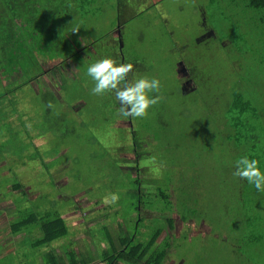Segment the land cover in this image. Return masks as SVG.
<instances>
[{
	"label": "rangeland",
	"instance_id": "obj_1",
	"mask_svg": "<svg viewBox=\"0 0 264 264\" xmlns=\"http://www.w3.org/2000/svg\"><path fill=\"white\" fill-rule=\"evenodd\" d=\"M243 1L95 0L94 7L101 12L98 22L93 18L86 21L85 37L94 31L89 38L96 33L107 36L103 42L116 44L115 38L120 36L121 56L126 61L136 60L127 61L133 64L135 75L139 70L138 78L155 77L161 82L160 102L148 110L146 117L131 120L138 141L134 147L117 146L118 135L101 129L100 122L105 117L114 120L115 114L90 113L89 106H82L88 99L100 98L91 94L93 82L85 78L84 83L72 80L62 91L63 79L52 75V64L42 63L38 81L14 95L20 99L17 110L22 112V124L13 115L15 108L4 104L13 94L0 98V144L5 149L0 153V264L43 263L46 250L35 252L30 244L38 237L37 230L27 240L11 237L8 231L18 210L38 199H42L38 203L41 213L56 211L67 227L68 236L52 244L58 255H62L63 248H73L76 258H82L85 264H105L98 256L108 246L106 231L112 233L118 246L126 230L133 235L136 226L134 236L140 242L159 229L149 251L165 236L170 238L174 250H169L163 264H231L234 256L228 241L230 231L221 222L229 214L228 202L222 200L230 191L219 192L224 189L223 168L231 161L222 138L228 117L214 108L220 105L221 96L231 98L237 91L245 93L264 62V27L260 23L264 13L252 12ZM82 41L90 48L89 41ZM70 65L71 71L62 72L64 78L74 72L75 67ZM248 66L256 69L250 68L247 74ZM131 74L129 79L136 78ZM72 85L86 100L78 98L82 101L72 104L63 100L66 93L73 92ZM44 89L52 90L60 99L52 103L55 110L49 108L48 115L44 110L49 99L46 102L41 93H34ZM256 92H261L260 96L264 93L260 88ZM93 117L95 120H91ZM11 122L12 135L11 125L4 126ZM114 126L129 128L125 121ZM216 135H221L219 150L213 141L208 149L204 148L206 137ZM22 143L29 144L27 150L21 157L14 156L13 151L21 150ZM212 144L214 150L210 152ZM33 148L39 150L43 163L50 162V170L39 158L29 159ZM138 163L142 165L139 169ZM135 176L141 180L142 201L149 203L143 205L145 209L156 204L154 195L160 187L168 195L171 210L163 215L142 209L140 219L136 213L129 214L135 212L131 209L136 202L132 196ZM14 179L21 190L14 188ZM232 182L228 177V189L234 187ZM21 192H26V200L18 204L15 200ZM235 192L239 194L237 189ZM112 193L119 194L115 205L105 202ZM186 194L195 198L205 217L181 218L180 201ZM188 204L192 205L191 201ZM166 216L172 219V227Z\"/></svg>",
	"mask_w": 264,
	"mask_h": 264
},
{
	"label": "trees",
	"instance_id": "obj_2",
	"mask_svg": "<svg viewBox=\"0 0 264 264\" xmlns=\"http://www.w3.org/2000/svg\"><path fill=\"white\" fill-rule=\"evenodd\" d=\"M243 2H246L244 5L252 12L264 13V0H244ZM94 4L95 0H0V89H7V91L2 89L0 98L13 94V98L8 102L5 101L4 104L9 109L15 108L13 110L15 114L11 113V110L9 111L19 119L20 124H22V112L17 110L20 99L17 100L14 95L21 93L26 87L33 86L35 81H38L39 74L43 71L42 63L52 64L50 72L52 75H59L61 80L63 79L60 87L62 91H65L68 87L67 83L72 80L82 83H84V78L91 80L87 76L86 71L87 67L94 63L96 59L110 55V57L122 62H127L128 60L136 61L128 58L126 61L121 56L120 51L122 48L118 46L120 36L115 38L116 44H114L115 42L113 44L103 42V38L107 36H96V33L92 38H89L94 31H90L89 34L87 33L88 37H85L86 21L88 20L89 22L93 18L98 22V14L101 12V9L99 7L95 8ZM260 21L264 27V18ZM77 28H79V31L73 32ZM262 34H264V28ZM83 39L91 43L90 48L87 45H83ZM262 43L264 44L263 41ZM68 62L75 67L72 76L70 78L67 77L69 79L62 76L64 69L71 71V65ZM252 67L254 66L246 68L247 74ZM254 68L256 69V67ZM257 70L258 74L255 76L254 82L249 83L245 93L236 90L237 92L231 98L221 96L220 105H216L214 108L216 111L217 109L223 111V114L228 117L225 128L222 130V138L227 144L226 150L228 148L231 161L227 168L225 166L223 168L224 177L222 180L224 189L219 190V192L230 191L228 198L222 200V203L228 202L229 214L224 219L221 218V222L224 221V227H227L230 231L228 241L234 256L231 264H264V192L258 191L254 185L233 175L235 162L245 155L259 160L260 168L264 171V93L260 96L261 92H256L259 88L264 91V62L260 64ZM138 71L136 75L132 71V74L130 73L131 77L135 76L138 78ZM71 88L73 92L66 93V99L63 98V100H66L69 104L86 100V98L84 99L85 96L82 97L75 92L74 85ZM34 93L36 95L41 93L46 102L48 99L52 103H57V99L60 100L58 94L50 89L38 90L34 91ZM105 95L95 100L88 99V103H84L82 106L86 105L87 108L89 106L90 113L99 111L101 113L110 112L115 114L114 120H110L100 113V115L105 117V120L100 122L101 129H107L108 132L118 135V139H116L117 146H136L137 140L134 136L136 131L131 121L135 120V118L129 117L125 119L120 117L117 113L119 108L118 101L110 94ZM86 107H84L83 111L86 110ZM50 109L46 108L44 110L46 115L51 113ZM41 110L43 112V109ZM57 112L62 111L58 109ZM61 114L64 115L65 113ZM6 116L5 114L3 118H6ZM216 119L217 117H215V122ZM91 120H95V118L93 117ZM121 121L127 122L129 128L114 126ZM13 124L11 122L8 125H4L5 127L11 125V135ZM215 129H217V126H215ZM220 136L216 135V137L211 139L206 137L203 143L204 148L208 149L207 146L213 141V144L219 150L222 145V142L218 139ZM95 139L97 140V138ZM213 144L209 149L210 152L214 150ZM27 146L29 144L22 143L21 150H17L18 152L13 151V155L21 157L22 153L27 150ZM4 150L2 143L0 144V153H3ZM46 152L49 153L48 151ZM55 155L56 153L53 156ZM36 158L41 160V164L46 170L52 168L50 162L43 163L39 150L33 148L29 159ZM137 161L141 162V159ZM52 164L54 167L55 162ZM136 165L137 169L142 166L139 163ZM228 177L233 181L234 187L231 189L227 187ZM14 180V188L21 190L22 187L18 184L17 179ZM140 184L141 180L135 176L132 196L136 198V202L132 204L131 208L135 212H130L129 214L136 213L138 219H140L139 212L144 209L155 210L165 215L170 209L168 195L160 187H157V193L154 195L156 204H151L145 209L143 205H148L149 203L146 204V201H142L143 193ZM235 189L239 192L238 195ZM232 192L234 196L229 197ZM214 193L215 190L211 191V195H214ZM26 195V192H21L15 201L18 204L21 201H25ZM149 196L153 200L152 196ZM147 199L149 202V197ZM40 200L42 199L29 202L28 207L18 210V216L10 223L8 229L9 234L12 235L11 237L16 236L21 240H27V236H31L33 231L37 230L39 235L36 238H32L30 244L32 249L36 250L35 252L46 250L43 253L42 264H85L82 258H76L77 252L73 248H63L62 255H58L52 248L54 242L68 236V230L64 219L56 211L41 213L38 210ZM158 200L161 202L160 205ZM190 201L192 205L188 204ZM196 202L191 194L183 196L182 201H180L182 219L186 220L187 217H205L196 206ZM183 211L184 214L186 212L185 215H183ZM166 221L172 227V219L166 216ZM134 227L133 235H129L126 230V236L122 235L121 240H118V246L114 244L112 233L106 231L108 246L99 252L98 257L100 260L105 264H163L167 253L173 249L169 243L170 238L165 236L164 240L156 245L152 251H149L160 234L159 229L150 234L147 240L140 242L134 236L137 233V228L136 226ZM87 230H89L88 234L91 233L89 228ZM225 230L226 228L223 229V231ZM231 244L235 245V247H232ZM176 250L178 249L176 248Z\"/></svg>",
	"mask_w": 264,
	"mask_h": 264
},
{
	"label": "clouds",
	"instance_id": "obj_3",
	"mask_svg": "<svg viewBox=\"0 0 264 264\" xmlns=\"http://www.w3.org/2000/svg\"><path fill=\"white\" fill-rule=\"evenodd\" d=\"M77 31L79 28L73 32ZM132 71V63L122 62L112 57L97 59L87 67L86 71L94 84L91 94L99 96L112 94L119 103L118 115L125 119L146 117L148 110L162 99L159 95L161 82L158 78L142 76L129 79ZM152 93L157 95L153 96ZM47 107L55 109L52 102H49ZM153 163H155L154 157ZM233 175L254 185L258 191L264 192V171L260 168L259 160L250 158L248 155L242 156L235 162ZM118 201V193L105 197V202L108 204L115 205Z\"/></svg>",
	"mask_w": 264,
	"mask_h": 264
}]
</instances>
